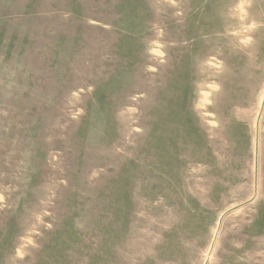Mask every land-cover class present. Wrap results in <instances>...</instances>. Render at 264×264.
<instances>
[{"label": "rangeland", "instance_id": "obj_1", "mask_svg": "<svg viewBox=\"0 0 264 264\" xmlns=\"http://www.w3.org/2000/svg\"><path fill=\"white\" fill-rule=\"evenodd\" d=\"M0 264H264V0H0Z\"/></svg>", "mask_w": 264, "mask_h": 264}]
</instances>
